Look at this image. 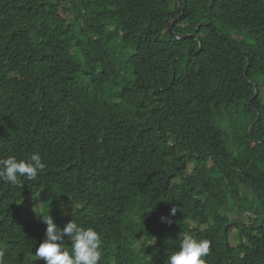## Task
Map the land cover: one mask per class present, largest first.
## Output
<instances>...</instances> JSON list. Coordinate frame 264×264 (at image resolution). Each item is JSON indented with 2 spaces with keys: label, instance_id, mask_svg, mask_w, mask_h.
Here are the masks:
<instances>
[{
  "label": "trees",
  "instance_id": "trees-1",
  "mask_svg": "<svg viewBox=\"0 0 264 264\" xmlns=\"http://www.w3.org/2000/svg\"><path fill=\"white\" fill-rule=\"evenodd\" d=\"M260 94L264 0H0V158L46 164L0 180L5 264H43L47 215L99 264H166L184 232L264 264Z\"/></svg>",
  "mask_w": 264,
  "mask_h": 264
},
{
  "label": "clouds",
  "instance_id": "clouds-1",
  "mask_svg": "<svg viewBox=\"0 0 264 264\" xmlns=\"http://www.w3.org/2000/svg\"><path fill=\"white\" fill-rule=\"evenodd\" d=\"M38 152L18 159L16 156L0 158V180L22 188L20 178L35 180L40 171L45 169ZM71 208V205L69 206ZM72 209V208H71ZM65 215H71L68 209L61 205ZM177 209L171 208L170 214L175 216ZM166 218L161 217L164 221ZM42 222L46 225L44 239L35 248L34 257L43 264H99L102 257V236L92 227H83L70 219L62 228L51 215L44 216ZM181 235L179 250L168 256L166 264H206L203 257L207 256L210 241L196 239L188 232ZM70 241L71 247L65 244ZM0 264H5V250L0 249Z\"/></svg>",
  "mask_w": 264,
  "mask_h": 264
},
{
  "label": "bare ground",
  "instance_id": "bare-ground-1",
  "mask_svg": "<svg viewBox=\"0 0 264 264\" xmlns=\"http://www.w3.org/2000/svg\"><path fill=\"white\" fill-rule=\"evenodd\" d=\"M169 29L170 31L172 30V35L175 36V37H179L181 39H183L185 36H182V35H178L174 32V28H170V25H169ZM244 220L248 221V219L244 218ZM145 246V243H144V239H142V241H140V247H144Z\"/></svg>",
  "mask_w": 264,
  "mask_h": 264
},
{
  "label": "rangeland",
  "instance_id": "rangeland-1",
  "mask_svg": "<svg viewBox=\"0 0 264 264\" xmlns=\"http://www.w3.org/2000/svg\"><path fill=\"white\" fill-rule=\"evenodd\" d=\"M173 25H174V21H173ZM260 97H262V98H263L264 96H263L262 94H260ZM65 208H67V209H68V211L70 212V210H69V207H68L67 205L65 206ZM246 219H248V218H246ZM243 220H244V219H243ZM231 243H232V239H231Z\"/></svg>",
  "mask_w": 264,
  "mask_h": 264
},
{
  "label": "water",
  "instance_id": "water-1",
  "mask_svg": "<svg viewBox=\"0 0 264 264\" xmlns=\"http://www.w3.org/2000/svg\"><path fill=\"white\" fill-rule=\"evenodd\" d=\"M173 27H174L173 22H171L170 23V28H173ZM171 32H172V30H171Z\"/></svg>",
  "mask_w": 264,
  "mask_h": 264
}]
</instances>
